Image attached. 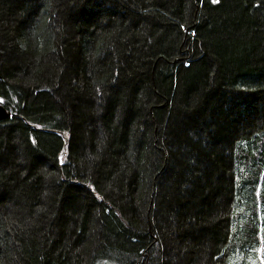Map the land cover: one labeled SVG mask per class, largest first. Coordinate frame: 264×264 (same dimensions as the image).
Here are the masks:
<instances>
[{"label":"trees","instance_id":"obj_1","mask_svg":"<svg viewBox=\"0 0 264 264\" xmlns=\"http://www.w3.org/2000/svg\"><path fill=\"white\" fill-rule=\"evenodd\" d=\"M0 264H264V0H0Z\"/></svg>","mask_w":264,"mask_h":264},{"label":"water","instance_id":"obj_2","mask_svg":"<svg viewBox=\"0 0 264 264\" xmlns=\"http://www.w3.org/2000/svg\"><path fill=\"white\" fill-rule=\"evenodd\" d=\"M1 61V56H0ZM0 78H1V67H0ZM11 116V111L8 110L1 102H0V120L8 118Z\"/></svg>","mask_w":264,"mask_h":264},{"label":"snow or ice","instance_id":"obj_3","mask_svg":"<svg viewBox=\"0 0 264 264\" xmlns=\"http://www.w3.org/2000/svg\"><path fill=\"white\" fill-rule=\"evenodd\" d=\"M212 2L218 4L220 2V0H212Z\"/></svg>","mask_w":264,"mask_h":264}]
</instances>
